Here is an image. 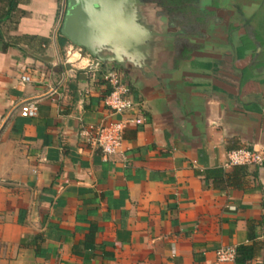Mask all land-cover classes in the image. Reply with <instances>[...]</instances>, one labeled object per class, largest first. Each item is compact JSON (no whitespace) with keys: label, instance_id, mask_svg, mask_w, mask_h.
Here are the masks:
<instances>
[{"label":"crops","instance_id":"0c3cea01","mask_svg":"<svg viewBox=\"0 0 264 264\" xmlns=\"http://www.w3.org/2000/svg\"><path fill=\"white\" fill-rule=\"evenodd\" d=\"M65 3L18 0L0 24V264H234L217 249L251 242L264 264V164L223 166L264 150V0L129 8L135 33L99 53L136 103L116 118L140 121L107 157L79 135L111 118L108 87L65 61Z\"/></svg>","mask_w":264,"mask_h":264},{"label":"built area","instance_id":"2783aa9c","mask_svg":"<svg viewBox=\"0 0 264 264\" xmlns=\"http://www.w3.org/2000/svg\"><path fill=\"white\" fill-rule=\"evenodd\" d=\"M73 53L71 48L66 51L65 61L69 62V56ZM92 58V59H90ZM77 59L85 61L82 69L99 72L100 78L108 87V91L103 98L105 106L109 110L111 118L97 123L86 122L80 124L79 135L98 148L102 156H111L120 151L123 143V133L126 126L132 122H139V118L120 117L132 110L136 103L131 95L128 82L124 78L121 70L113 66H107L97 58L92 57L89 53ZM22 81H28L26 74L20 76ZM36 105L34 102H26L20 108L23 116H34L36 114ZM264 164V150L238 147L226 152V159L223 166L229 167L234 165H253L260 167ZM235 254L234 247H220L216 251V257L219 262L233 261Z\"/></svg>","mask_w":264,"mask_h":264},{"label":"water","instance_id":"95a60500","mask_svg":"<svg viewBox=\"0 0 264 264\" xmlns=\"http://www.w3.org/2000/svg\"><path fill=\"white\" fill-rule=\"evenodd\" d=\"M141 1L65 0L60 33L72 44L84 48L91 56L104 63L108 60L99 53L100 47L105 44L104 40L108 38L117 43H126L127 38L124 36L128 37L136 30L134 26L124 23L122 16Z\"/></svg>","mask_w":264,"mask_h":264},{"label":"trees","instance_id":"16d2710c","mask_svg":"<svg viewBox=\"0 0 264 264\" xmlns=\"http://www.w3.org/2000/svg\"><path fill=\"white\" fill-rule=\"evenodd\" d=\"M17 3L18 0H0V24L4 20H6L12 14L13 11L17 9ZM160 3L163 5L164 4L168 5L170 10L173 9V10L185 11V9L188 8V5L191 6L192 3H197V0H160ZM2 40H3V36L0 31V41ZM7 45L8 44L3 42V47ZM240 167L241 165H234L233 170L234 171L239 170ZM207 174H210V171L207 172ZM215 174L211 173V176L213 177V179L218 180V179H222V174L224 173L222 172L221 169L220 170L217 169ZM234 249H235V254L233 259L234 264H248L255 254V244L253 242L248 244H240L234 247Z\"/></svg>","mask_w":264,"mask_h":264},{"label":"rangeland","instance_id":"374dc122","mask_svg":"<svg viewBox=\"0 0 264 264\" xmlns=\"http://www.w3.org/2000/svg\"><path fill=\"white\" fill-rule=\"evenodd\" d=\"M194 4H196V3H194ZM172 11V10H171ZM173 14H174V16L176 17V18H178V22H180L182 19V16H183V13L182 12H173ZM173 14H172V16H173ZM181 25V23H179V26ZM72 45V44H71ZM71 52L74 54L73 55V59H70L71 61H73V62H75L76 64H83L85 61H81L80 59H77L78 57H79V55H80V57L82 56H86V51L83 49V48H80L79 46H76V45H72V49H71ZM62 54H63V57L65 56V54H66V50L65 51H63L62 52ZM90 59H92V58H90ZM81 62V63H80ZM78 65V66H79Z\"/></svg>","mask_w":264,"mask_h":264},{"label":"flooded vegetation","instance_id":"af4514ba","mask_svg":"<svg viewBox=\"0 0 264 264\" xmlns=\"http://www.w3.org/2000/svg\"><path fill=\"white\" fill-rule=\"evenodd\" d=\"M147 1H151V2H155L158 6H160V8H161V13L163 14V15H165V16H170V17H172V14H173V12L175 11V12H182L183 13V11H181V10H173L172 9V11L170 10V8H169V6L168 5H163V4H161L160 3V0H147ZM172 8H174V7H172ZM173 16H174V14H173Z\"/></svg>","mask_w":264,"mask_h":264}]
</instances>
